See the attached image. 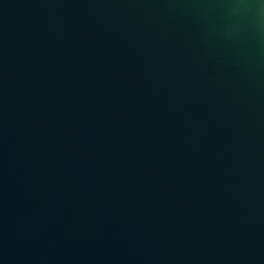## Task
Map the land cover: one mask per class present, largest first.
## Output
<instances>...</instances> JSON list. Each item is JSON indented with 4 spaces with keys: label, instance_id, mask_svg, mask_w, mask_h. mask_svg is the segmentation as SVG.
<instances>
[{
    "label": "water",
    "instance_id": "obj_1",
    "mask_svg": "<svg viewBox=\"0 0 264 264\" xmlns=\"http://www.w3.org/2000/svg\"><path fill=\"white\" fill-rule=\"evenodd\" d=\"M0 264H264V0H0Z\"/></svg>",
    "mask_w": 264,
    "mask_h": 264
}]
</instances>
